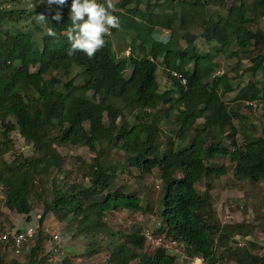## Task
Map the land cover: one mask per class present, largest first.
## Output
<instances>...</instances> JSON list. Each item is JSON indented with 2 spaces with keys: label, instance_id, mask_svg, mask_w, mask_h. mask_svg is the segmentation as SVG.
Returning a JSON list of instances; mask_svg holds the SVG:
<instances>
[{
  "label": "trees",
  "instance_id": "16d2710c",
  "mask_svg": "<svg viewBox=\"0 0 264 264\" xmlns=\"http://www.w3.org/2000/svg\"><path fill=\"white\" fill-rule=\"evenodd\" d=\"M9 1L0 0V193L8 210L24 215L26 223L36 221L38 229L18 254L10 240L0 241V264L5 251L14 255L26 251V264H45L46 257L57 254L49 249L42 254L50 235L41 224L47 214L77 223L80 237L104 233L110 237L105 264H177L176 255L162 246L144 252L146 235L135 226L126 233L105 231L101 222L105 212L150 211L137 194L116 185L112 169L117 164L107 167L92 159L86 168V187L67 184L63 176L57 179L62 158L54 146L75 144L91 152L102 145L119 148L138 177L157 171L162 182L156 212L159 226L151 237L174 239L186 256H201L205 264H223V259L264 264L255 244L237 245L243 238L254 240L253 226L220 223L209 194L211 180L227 172L226 164L214 166L218 156L232 163L235 181L264 180V136L243 133L239 146L226 131L231 130L232 119H244L238 111L241 103L251 108L245 102L264 101V28L258 26L264 0H116L120 27L111 30L106 45L91 59L82 52L67 55L70 42L63 33L70 23L71 0L65 11H57L60 20L54 19L57 12L2 6ZM212 7L222 9L215 20L207 14ZM40 13L47 17L46 24L36 22ZM46 27H52L58 38L47 36ZM193 27L199 32H189ZM157 28L168 31L165 39L155 37ZM118 35L128 41L114 50L111 38ZM194 37L209 49L199 52ZM219 54L236 58L237 64L243 62L241 58L248 63L245 72L250 77L245 83L235 87L227 71L213 73L212 58ZM158 66L169 87L158 86ZM233 91L231 109L223 96ZM122 111L126 116L120 115ZM197 118L201 122L195 124ZM167 119L178 126L173 135L187 142L173 149L168 136L161 150L157 125ZM12 131L35 156L3 160ZM223 134L230 138V148L222 144ZM49 177L51 198L42 200L41 213L33 221L32 197ZM200 181L205 183L202 191L195 186ZM60 263L69 261L63 256Z\"/></svg>",
  "mask_w": 264,
  "mask_h": 264
},
{
  "label": "rangeland",
  "instance_id": "374dc122",
  "mask_svg": "<svg viewBox=\"0 0 264 264\" xmlns=\"http://www.w3.org/2000/svg\"><path fill=\"white\" fill-rule=\"evenodd\" d=\"M116 2V0H115ZM5 8H13L17 10L34 11V10H47L50 12H57L66 10L65 6L53 4L49 6L46 2L41 0H10L3 4ZM157 10L156 7L153 8ZM70 12V10H68ZM222 12L221 8L212 7L207 11L210 18L215 20L216 14ZM136 18L140 17V14L135 15ZM10 27H13L9 25ZM258 26L264 28V17L260 18ZM189 32H199L197 29L190 28ZM167 30L156 29L155 37H163L167 34ZM112 47L114 50L119 47H124L128 41V37L118 35V37L112 36ZM194 44L199 52H205L209 49V46L201 42L199 37H194ZM181 42V40H180ZM182 43V42H181ZM255 49V48H254ZM256 49L254 50V52ZM127 51L124 52L126 54ZM242 63L237 64L236 58L226 59L224 55H217L212 58V61L216 64L213 73H221L227 71L231 77L235 87L241 86L250 77L249 72H245L247 68V62L243 58ZM235 69V71L232 70ZM156 79L158 86L163 89L170 86V81L164 75L162 67H157ZM175 89L171 91V94H175ZM234 91L225 93L223 96L224 103L232 109L235 103L231 101ZM257 107L248 108L242 103L238 107V111L243 115L244 119L237 120L232 119L231 130L226 129L227 132H231L235 143L239 146L243 144V133H253L264 136V101H258ZM121 116L126 113L122 111ZM119 121V118L117 119ZM201 122V118H197L195 124ZM119 123V122H117ZM87 126V123H84ZM157 129L158 145L163 150L164 142L168 136L172 140V148H176L184 145L187 141L178 139L173 135L178 126L175 125L171 119L163 120L159 123ZM156 126V128H157ZM226 133V132H225ZM187 138H191L193 133L189 131ZM229 137L222 135V144L230 148ZM9 149L4 153L3 160L6 162L11 161L15 156L28 158L35 156L36 154L31 150L29 145L24 144L22 137L16 132L12 131L8 134ZM54 149L57 154L62 158L60 165V172L57 174V179L63 176L66 179L67 184H80L84 187L88 185L86 168L92 159L97 160L101 165L107 167L116 165L112 169L115 173L116 185L120 188L134 192L141 200L142 205H148L150 211L142 213L140 211H131L126 209L112 210L105 212L101 217V222L106 227V232L109 231H121L123 233L129 232L133 229L143 232L146 235L144 238L142 250L146 253H151L155 250V244L152 242L150 232L155 230L157 225V205L160 197L162 182L155 169L150 174L138 177L136 168L129 164L127 156L117 147L113 146H100L95 152H91L83 144L75 145H55ZM98 150V151H97ZM214 166L220 164H226L227 172L219 178H213L211 180V187L209 194L211 196L212 210L214 211L215 218L220 223H246L253 226V238L252 239H240L239 245H247L252 242L255 244L256 252L259 255L264 256V180L258 183H252L250 181H235L232 177L231 166L227 158L218 156L214 158ZM198 190L204 189V181L197 182ZM39 189V191H38ZM40 193V198L36 197V192ZM51 180H45L39 184L34 196L32 197V209L30 211V218L34 221L37 220L41 210L43 208V201H48L51 198ZM27 221L24 219V215L17 214L14 211L8 210L3 202V196L0 193V230L1 229H13L20 228L25 225ZM44 229H49L55 232L59 237V243L57 246V254L51 253L46 257L45 264H61L60 260L63 256L68 259L69 264H105L108 256V247L111 246L112 240L110 237L99 234L93 237H80L76 234L77 223H70L68 218H57L51 214H47L42 221ZM150 237V238H149ZM248 242V243H247ZM45 244V243H44ZM91 244V247H89ZM53 246V245H52ZM49 246L46 242L44 245L42 254H46ZM90 249H98L97 252L90 254ZM59 252V253H58ZM11 251H5L3 253V262L7 264L13 260H18L20 264H26V251L19 255L12 254ZM56 253V252H55ZM90 254V255H89ZM220 262V260L217 259ZM223 264H233L232 261L222 260ZM180 264V261H176ZM130 264H134L131 262Z\"/></svg>",
  "mask_w": 264,
  "mask_h": 264
},
{
  "label": "clouds",
  "instance_id": "9594fccd",
  "mask_svg": "<svg viewBox=\"0 0 264 264\" xmlns=\"http://www.w3.org/2000/svg\"><path fill=\"white\" fill-rule=\"evenodd\" d=\"M41 2H46L49 6L53 4L63 6L67 0H41ZM116 11L115 0H71L70 23L63 33L70 42L67 55L72 56L82 52L90 59L93 58L106 45L105 38L111 34V30L120 27L119 17L115 15ZM54 19L60 20L61 14L57 12ZM35 20L38 24H46L48 21L43 13L37 14ZM46 35L58 38L57 32L52 27H46ZM173 73L175 72H171L172 75ZM257 102L253 101L255 106H249L257 107L259 104ZM245 104L248 105L247 102Z\"/></svg>",
  "mask_w": 264,
  "mask_h": 264
},
{
  "label": "built area",
  "instance_id": "2783aa9c",
  "mask_svg": "<svg viewBox=\"0 0 264 264\" xmlns=\"http://www.w3.org/2000/svg\"><path fill=\"white\" fill-rule=\"evenodd\" d=\"M173 74L176 75L175 73ZM176 76L179 77L178 74ZM181 81L183 82V80ZM247 104L250 106H255L253 102H247ZM37 229L38 226L36 221L25 223V225L21 228H13L0 232V241L10 240L13 252L15 254H18L21 246L25 243V241H27V239L34 236ZM151 240L155 245L162 246L166 250L172 251V253L176 255L177 260L180 261L181 264H205V261L201 256H186L185 253L179 250L177 242L174 239L155 236L152 237ZM47 242L49 250L57 252L59 237L55 232L50 230V235L49 239H47ZM52 244H54L55 249L53 248L54 246H52Z\"/></svg>",
  "mask_w": 264,
  "mask_h": 264
}]
</instances>
